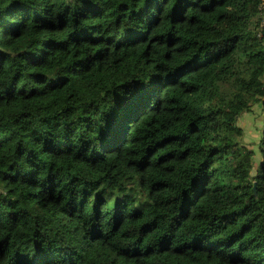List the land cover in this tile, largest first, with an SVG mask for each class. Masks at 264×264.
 Returning a JSON list of instances; mask_svg holds the SVG:
<instances>
[{"label": "trees", "instance_id": "1", "mask_svg": "<svg viewBox=\"0 0 264 264\" xmlns=\"http://www.w3.org/2000/svg\"><path fill=\"white\" fill-rule=\"evenodd\" d=\"M260 2L0 0V264H264Z\"/></svg>", "mask_w": 264, "mask_h": 264}, {"label": "rangeland", "instance_id": "2", "mask_svg": "<svg viewBox=\"0 0 264 264\" xmlns=\"http://www.w3.org/2000/svg\"><path fill=\"white\" fill-rule=\"evenodd\" d=\"M257 32L262 33L261 38L264 39V26L262 25L261 20L258 22ZM259 112V106L254 105L251 108L250 113L241 116L237 122L238 126L243 128L244 130L242 143L250 145L255 152V156L253 159L255 163H258L261 160V155L257 147V143L259 142L261 137L260 130L262 127V120Z\"/></svg>", "mask_w": 264, "mask_h": 264}, {"label": "built area", "instance_id": "3", "mask_svg": "<svg viewBox=\"0 0 264 264\" xmlns=\"http://www.w3.org/2000/svg\"><path fill=\"white\" fill-rule=\"evenodd\" d=\"M259 10V21L261 20V23L264 26V0H261ZM258 37H262V33H258Z\"/></svg>", "mask_w": 264, "mask_h": 264}]
</instances>
